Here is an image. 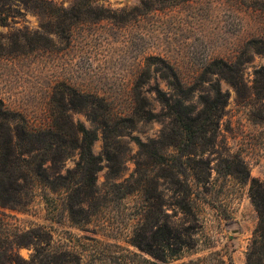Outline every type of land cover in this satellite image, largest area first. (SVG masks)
Returning a JSON list of instances; mask_svg holds the SVG:
<instances>
[{"label":"rangeland","instance_id":"rangeland-1","mask_svg":"<svg viewBox=\"0 0 264 264\" xmlns=\"http://www.w3.org/2000/svg\"><path fill=\"white\" fill-rule=\"evenodd\" d=\"M263 67L264 0H0V101L53 145L0 199V264H264Z\"/></svg>","mask_w":264,"mask_h":264},{"label":"trees","instance_id":"trees-1","mask_svg":"<svg viewBox=\"0 0 264 264\" xmlns=\"http://www.w3.org/2000/svg\"><path fill=\"white\" fill-rule=\"evenodd\" d=\"M173 77L177 78L175 74H173ZM234 83H239V77L235 78ZM179 84L180 86H177V88L182 91L183 85L181 86V82L178 83V85ZM170 85L171 86H169V89L171 88V93H163L157 90V94L159 96L158 101L165 109L168 110L169 116L167 117L172 119L174 124L181 125L184 117L183 115L191 113L188 112L189 100L184 96L181 97L177 94L172 93V84ZM205 107L207 111L218 109L214 103L209 102V98L205 101ZM178 108H182L186 110V112L182 113L177 110ZM144 114L146 116L140 117L139 120H153L154 115L151 111L144 112ZM107 115H109V112L106 111V116ZM13 119L14 118H11V115L7 110L5 104L0 101V199L5 205L19 204L17 192L15 191V187H19V180L22 179L23 181H32L34 183L35 179L45 177L44 172L46 166L48 165V161H50L49 158H46L47 156L45 157V155H48L49 150H51L53 146L52 144H50L49 147H45V143L40 146H36V144H34V141L35 138L38 139L39 137L35 136L34 133H32L28 129L25 120L22 119L19 124H12V122L14 121ZM122 120L129 124L135 125L134 117ZM110 122L111 120L109 117L105 119L104 125L106 127V130L111 127ZM75 139L76 143L74 144V142H72L70 146L71 154L73 155V152H78L80 159L79 162L81 161L87 166H96L98 164V159L93 156V146L94 142L97 140V135L82 126L80 130H78V133L74 135V140ZM112 145L113 143L110 141L108 142L107 140L105 150L107 152H110L112 150ZM140 145L141 147H144L143 143H141ZM20 150L21 152H19ZM42 150L45 151L46 154H41L39 161H36L37 157H34V161H30L27 159L32 157L31 155L33 153H41ZM24 155H27V157H23ZM253 200L259 212L261 213V216H263L264 224V194L261 195L255 193V195L253 196ZM183 209L187 210V208ZM259 231V233L261 234L260 237L264 241V225L260 228ZM172 252L173 254L171 256L174 257L177 255L174 254L176 253L175 250H172ZM12 253L13 250L8 252V255ZM254 253L255 252L253 251L251 253V256ZM162 254V258L159 259H162V261L167 263L168 258L165 251H162Z\"/></svg>","mask_w":264,"mask_h":264}]
</instances>
